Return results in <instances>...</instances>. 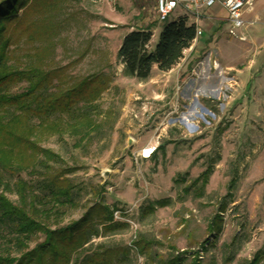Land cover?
I'll return each instance as SVG.
<instances>
[{"label":"rangeland","instance_id":"374dc122","mask_svg":"<svg viewBox=\"0 0 264 264\" xmlns=\"http://www.w3.org/2000/svg\"><path fill=\"white\" fill-rule=\"evenodd\" d=\"M224 13L220 5L209 8L214 24L201 22L200 37L178 65L165 72L154 66L140 80L127 76L118 58L122 36L152 25L154 49L165 23L184 11L160 21L156 0H68L55 64L73 80L103 72L109 85L88 138L76 145L68 133L52 134L43 145L81 168L71 174L79 206L69 208L65 222L103 199L117 208L115 220L128 224L92 239L93 247H130L119 264H148L150 253L168 257L185 249L191 257L205 239L204 264H244L264 249V68L236 75L248 64L249 41L228 34ZM255 28L264 26L244 29L248 38ZM211 165L208 182H197ZM7 195L17 200L13 191ZM221 206L222 228L209 235ZM143 235L153 244L139 254L131 245Z\"/></svg>","mask_w":264,"mask_h":264},{"label":"trees","instance_id":"16d2710c","mask_svg":"<svg viewBox=\"0 0 264 264\" xmlns=\"http://www.w3.org/2000/svg\"><path fill=\"white\" fill-rule=\"evenodd\" d=\"M67 4L0 0V264H119L130 250L103 242L93 247V238L128 225L115 220L117 208L103 199L65 222L69 208L79 206L80 189L71 174L81 168L43 145L52 134L68 133L76 145L88 138L98 126L96 102L109 85L103 72L73 80L65 66L55 64ZM152 35L150 25L122 36L117 52L127 76L145 80L154 66L165 72L178 65L197 37L196 24L187 15L178 16L165 23L155 48L149 49ZM212 166L196 181L205 185ZM11 191L17 200L8 197ZM225 210L221 206L213 216L209 235L221 230ZM208 243L202 241L191 257L187 249L168 257L150 253L148 264H204L200 250H207ZM152 244L143 235L131 246L146 254ZM244 264H264V249Z\"/></svg>","mask_w":264,"mask_h":264},{"label":"built area","instance_id":"2783aa9c","mask_svg":"<svg viewBox=\"0 0 264 264\" xmlns=\"http://www.w3.org/2000/svg\"><path fill=\"white\" fill-rule=\"evenodd\" d=\"M254 0H156L157 14L160 21H164L168 15L180 8L189 20L196 24V39L202 33L201 22L203 15L208 8L220 5L227 11L228 34L231 37H238L240 40L247 39L244 29L248 22L244 19V12L253 5ZM150 154V153H149ZM145 157H149L146 156Z\"/></svg>","mask_w":264,"mask_h":264},{"label":"crops","instance_id":"0c3cea01","mask_svg":"<svg viewBox=\"0 0 264 264\" xmlns=\"http://www.w3.org/2000/svg\"><path fill=\"white\" fill-rule=\"evenodd\" d=\"M208 9L203 15L202 22L210 19L208 15L206 16ZM223 10L225 11L224 20H226L227 11L225 8H223ZM244 19H246L248 22L247 27L255 23L262 24L264 26V0H254L253 5L250 8L245 10ZM208 22L210 21H207V23ZM222 24H223V21H221L220 25L222 26ZM220 25H217V26H220ZM246 40L249 41V46L247 47L249 50L248 53L250 54L248 64H246V66L242 69L237 68L236 75L240 73V74H247V75L252 76V74L258 73L262 71V69L264 68V28H255L254 34L251 35V37L249 38L247 37Z\"/></svg>","mask_w":264,"mask_h":264},{"label":"bare ground","instance_id":"6f19581e","mask_svg":"<svg viewBox=\"0 0 264 264\" xmlns=\"http://www.w3.org/2000/svg\"><path fill=\"white\" fill-rule=\"evenodd\" d=\"M146 151H148L149 153L146 156H151L153 154V150H150V148H147Z\"/></svg>","mask_w":264,"mask_h":264}]
</instances>
